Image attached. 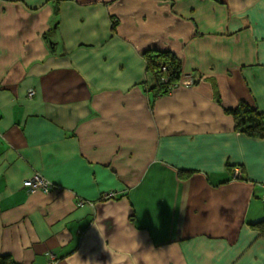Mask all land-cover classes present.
I'll list each match as a JSON object with an SVG mask.
<instances>
[{"label":"crops","instance_id":"1","mask_svg":"<svg viewBox=\"0 0 264 264\" xmlns=\"http://www.w3.org/2000/svg\"><path fill=\"white\" fill-rule=\"evenodd\" d=\"M146 50L194 85L156 94ZM241 102L264 113V0H0V254L264 264V138L237 131Z\"/></svg>","mask_w":264,"mask_h":264},{"label":"trees","instance_id":"2","mask_svg":"<svg viewBox=\"0 0 264 264\" xmlns=\"http://www.w3.org/2000/svg\"><path fill=\"white\" fill-rule=\"evenodd\" d=\"M146 70L153 82L152 89L158 95L169 93L182 77V60L170 50H146L143 52ZM166 78V80H164ZM233 115L235 126L240 133L255 139L264 138V113L257 107L241 102L228 109ZM252 226L259 229L264 237V218ZM0 264H19L10 254H0Z\"/></svg>","mask_w":264,"mask_h":264},{"label":"built area","instance_id":"3","mask_svg":"<svg viewBox=\"0 0 264 264\" xmlns=\"http://www.w3.org/2000/svg\"><path fill=\"white\" fill-rule=\"evenodd\" d=\"M164 80H166V78ZM194 83L195 81L192 75L186 74L184 76L182 75L181 79L179 80V82H177L175 86L184 85L186 87H191L194 85ZM28 95L29 97H34L36 95V90L34 89L29 90ZM236 173L238 174L240 173V171L237 170ZM24 185L28 187L32 192L37 191V190H43L44 192H50L51 189L55 187L51 181L45 179L40 174H34L31 178L26 179L24 181ZM114 194H115L114 192H108L105 194V196L111 197ZM80 204H83V201H79V205ZM48 256H49L51 263L56 262V258L53 252H49Z\"/></svg>","mask_w":264,"mask_h":264}]
</instances>
